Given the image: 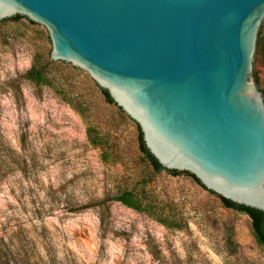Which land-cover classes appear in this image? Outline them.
I'll return each mask as SVG.
<instances>
[{
  "label": "rangeland",
  "instance_id": "rangeland-1",
  "mask_svg": "<svg viewBox=\"0 0 264 264\" xmlns=\"http://www.w3.org/2000/svg\"><path fill=\"white\" fill-rule=\"evenodd\" d=\"M51 50L40 23L0 22V264H264L250 215L187 171L155 170L138 123L89 71ZM35 60L50 62L57 89L25 78ZM256 76L264 91V52ZM124 189L144 192L181 227L115 201Z\"/></svg>",
  "mask_w": 264,
  "mask_h": 264
},
{
  "label": "water",
  "instance_id": "water-1",
  "mask_svg": "<svg viewBox=\"0 0 264 264\" xmlns=\"http://www.w3.org/2000/svg\"><path fill=\"white\" fill-rule=\"evenodd\" d=\"M17 15L48 29L52 60L90 72L164 168L264 212V0H0V22Z\"/></svg>",
  "mask_w": 264,
  "mask_h": 264
},
{
  "label": "trees",
  "instance_id": "trees-1",
  "mask_svg": "<svg viewBox=\"0 0 264 264\" xmlns=\"http://www.w3.org/2000/svg\"><path fill=\"white\" fill-rule=\"evenodd\" d=\"M20 17H21V15H17L14 18L17 19ZM49 65H50V62L45 63L42 60H35L32 67L26 72L25 78L37 86H51V87L56 88V86L53 82V78L51 76L50 70H49ZM256 79H257V76H256ZM103 91L111 101H114L111 98V96L107 90L103 89ZM57 93H59L62 97H64L63 99L66 100L68 103L72 104L74 106V108L83 117L86 116L87 110H86V108L83 107V104H81V103L75 104V102L73 101V98H71L69 95L65 94V92H63L62 90H58ZM139 128H140V126H139ZM140 131H141V128H140ZM87 133H88V137L90 139V142L93 145L97 146L100 144L99 136L97 134V128L90 125V126H88ZM139 148H140L141 152L143 153L145 160L149 161V163L151 164V166L155 170L159 171V170L166 169L159 163V161L155 158V156L147 148V146L144 142V139H143L142 131H141L140 137H139ZM168 171L177 172L176 170H168ZM194 177L196 178V176H194ZM197 181L199 183H201L200 180L197 179ZM147 187H148L147 182H145L143 184L142 191L147 193ZM144 192H139L136 189H124L114 197V200L122 203L124 206H126L130 209H133L137 212L146 214L147 216L161 222L162 224H164L168 228L181 227L182 224L177 222V220L175 218L170 219V222L167 221L165 218H163V216H161V214H160V211H161L160 204L157 201L150 199L147 195L143 194ZM220 197L227 207L237 208L241 211H245L247 214L250 215V217L252 219V231H253V235L256 239V242L259 246L264 247V212L260 211L258 209H254V208L247 207L244 205L236 204V203L232 202L231 200L222 197L221 195H220Z\"/></svg>",
  "mask_w": 264,
  "mask_h": 264
}]
</instances>
